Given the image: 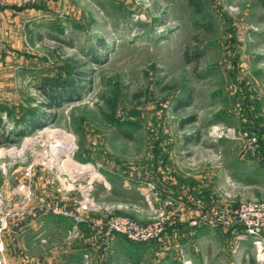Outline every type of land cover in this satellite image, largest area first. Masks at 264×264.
Here are the masks:
<instances>
[{
  "label": "rangeland",
  "instance_id": "374dc122",
  "mask_svg": "<svg viewBox=\"0 0 264 264\" xmlns=\"http://www.w3.org/2000/svg\"><path fill=\"white\" fill-rule=\"evenodd\" d=\"M1 3L0 264H264L215 223L264 201V0ZM47 78L84 90L50 110Z\"/></svg>",
  "mask_w": 264,
  "mask_h": 264
},
{
  "label": "built area",
  "instance_id": "2783aa9c",
  "mask_svg": "<svg viewBox=\"0 0 264 264\" xmlns=\"http://www.w3.org/2000/svg\"><path fill=\"white\" fill-rule=\"evenodd\" d=\"M231 134L233 137L237 138L234 131H232ZM240 138H248L250 150H255V147L258 143L256 138L249 137L248 134H244ZM215 220V223L217 225H221L222 227L230 229L240 227L243 233L242 238L255 241V244L258 246L259 250L264 248L262 240L264 238V201L242 202L236 209H225L220 215H216ZM125 225L126 224L123 223L114 224L110 230V233H126V228L122 227ZM132 235L133 239L137 240H146L152 236L151 234H140V232H136Z\"/></svg>",
  "mask_w": 264,
  "mask_h": 264
},
{
  "label": "trees",
  "instance_id": "16d2710c",
  "mask_svg": "<svg viewBox=\"0 0 264 264\" xmlns=\"http://www.w3.org/2000/svg\"><path fill=\"white\" fill-rule=\"evenodd\" d=\"M187 1L189 2L190 6L193 7V9L195 10V12L197 14H202L203 13V2H204V0H187ZM197 39H198V37H195V40H197ZM190 52H191L190 49L186 50V58L188 60H192V58H190V57H192L190 55L192 52L191 53ZM197 52H198V50L196 49L193 52V54L194 55H198ZM72 68L75 69V71L72 72V70H71ZM77 68H78V66L75 63L71 64L70 65V70L71 71L67 70V72H69L68 74H70V75L75 74V76L77 77L76 80L78 81L77 85H79V82L81 80L82 81L84 80L85 75L83 73L77 71L76 70ZM75 86H76V84L70 83L68 81H67V83H65V81H63L61 79L53 80V81L51 79H49V78L44 79V81H42L41 87L39 89H40L41 93H43L46 96L47 100L49 101L47 103V105L45 106V108L50 109V110L56 109V108L59 107V105L63 101L72 99L74 91L77 90L79 92V91H83L84 90V88L77 89ZM62 91H64V93H62ZM65 94H68L69 96L68 95L65 96ZM44 119L42 118L40 121H37V120H32L31 121L30 120L29 121V126H30L29 128L31 130L42 128L44 126V123H45ZM46 119H48L47 122H50V121L54 120V118H52V119L46 118ZM193 121H194V118L189 119V120H187V121H185L183 123L184 124L192 123ZM6 131H7V129L5 127V123H4L3 119H2V117L0 116V147L15 142V141H12V140L9 141L10 136L5 137ZM4 138H6V139L4 140ZM237 228L242 230L240 227H236V229ZM251 264H257V262L255 260H252Z\"/></svg>",
  "mask_w": 264,
  "mask_h": 264
},
{
  "label": "crops",
  "instance_id": "0c3cea01",
  "mask_svg": "<svg viewBox=\"0 0 264 264\" xmlns=\"http://www.w3.org/2000/svg\"><path fill=\"white\" fill-rule=\"evenodd\" d=\"M4 5H2V3L0 4V37H7V33L6 30H8V24L11 25V22L13 23V21H10V15L8 14V12L10 11L7 9H4L3 7ZM9 8V7H8Z\"/></svg>",
  "mask_w": 264,
  "mask_h": 264
},
{
  "label": "bare ground",
  "instance_id": "6f19581e",
  "mask_svg": "<svg viewBox=\"0 0 264 264\" xmlns=\"http://www.w3.org/2000/svg\"><path fill=\"white\" fill-rule=\"evenodd\" d=\"M64 148V149H63ZM61 147V148H57V150H55V151H57L56 152V154H59V153H62V152H65V153H70L73 149H74V146H73V144L71 143V142H64V147ZM64 150V151H63ZM80 170H89V171H91L92 169H91V167L90 166H79L78 167ZM262 258V257H261ZM263 259V258H262Z\"/></svg>",
  "mask_w": 264,
  "mask_h": 264
}]
</instances>
